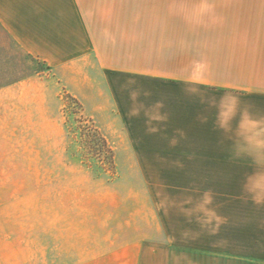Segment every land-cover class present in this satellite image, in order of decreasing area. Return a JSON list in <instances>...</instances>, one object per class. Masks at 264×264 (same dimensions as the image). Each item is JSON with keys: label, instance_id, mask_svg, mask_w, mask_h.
<instances>
[{"label": "rangeland", "instance_id": "374dc122", "mask_svg": "<svg viewBox=\"0 0 264 264\" xmlns=\"http://www.w3.org/2000/svg\"><path fill=\"white\" fill-rule=\"evenodd\" d=\"M222 1L202 5L214 15L198 16L208 28L193 33L210 63L176 64L186 40L150 32L145 77L96 71L92 57L50 69L0 28V264H230L244 252L241 186L224 182L233 173L221 164L264 159V149L222 135L221 113L225 97L231 111L247 93L187 82L237 81L222 59L252 41V18L233 9L248 14L253 0ZM163 8L145 6L149 27L162 31ZM181 67L196 71L168 77ZM86 127L112 148L111 171L87 157Z\"/></svg>", "mask_w": 264, "mask_h": 264}, {"label": "crops", "instance_id": "0c3cea01", "mask_svg": "<svg viewBox=\"0 0 264 264\" xmlns=\"http://www.w3.org/2000/svg\"><path fill=\"white\" fill-rule=\"evenodd\" d=\"M214 1L0 0V28L17 47L50 69L71 67L84 58L92 57L96 71L145 77L147 47L145 37L151 34L150 32L157 35L172 32L175 35H173L174 39L184 42L186 40L183 49L187 51L178 53L181 59L175 60L176 64L178 62L186 67L185 64L188 63L203 65L211 62L207 59L208 52L205 53L206 55L200 53V47L193 33L198 28L200 30L208 28L206 24H198L197 17L214 15L211 7L202 6ZM222 2H238V0ZM182 4L188 6L179 8ZM151 5H158L159 8L160 5H165L163 11L158 10V13L160 11L164 13V19H158L156 23L163 24L162 31L148 26L150 22L145 18V6ZM244 7L247 6L242 8ZM248 8L247 14L245 10L238 12L239 9L236 7L233 9V16L241 14L240 20L252 18V41L238 42L233 48L227 46L226 54L222 59V62L230 66L227 71L237 73L236 83L235 79L215 82L210 74L203 75L201 79L200 77L188 79L187 82L206 89L216 86L237 88L246 92V95L233 98L239 105L236 110H228L229 97H225L222 102L226 107L221 113L222 126H224L221 127V134L244 136L247 144L252 142L255 146V151H263L264 0H253L252 6ZM226 13L231 11L228 10ZM230 48L234 49V52ZM246 50L252 51V56ZM185 57H190L189 61L182 59ZM194 57L196 59L192 60ZM234 58H237L236 62H233ZM233 63L236 67L231 66ZM183 67L173 70L171 72L173 75L168 77L182 81L181 74L176 75V73H183V70L196 71V68ZM157 76L161 77L162 74ZM247 108L249 111H246ZM216 115L210 112L207 118L215 120L219 118V114ZM221 166L227 169L225 172L233 173L225 176L224 182L241 186L238 188L240 219L237 224V243L239 250L244 252L229 258V263L264 264V159H229L223 161ZM242 201L247 202L246 208L242 207Z\"/></svg>", "mask_w": 264, "mask_h": 264}, {"label": "trees", "instance_id": "16d2710c", "mask_svg": "<svg viewBox=\"0 0 264 264\" xmlns=\"http://www.w3.org/2000/svg\"><path fill=\"white\" fill-rule=\"evenodd\" d=\"M85 130L84 150L86 151L87 157L93 158L95 163L99 164L104 171H111L114 167L112 148L96 129L93 127H86ZM101 156H103V158ZM103 159L107 160V162L105 163Z\"/></svg>", "mask_w": 264, "mask_h": 264}]
</instances>
